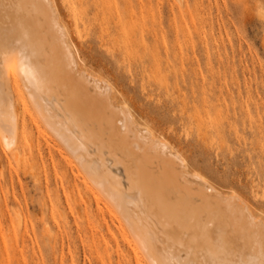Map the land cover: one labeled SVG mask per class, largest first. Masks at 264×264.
Masks as SVG:
<instances>
[{"label":"rangeland","instance_id":"374dc122","mask_svg":"<svg viewBox=\"0 0 264 264\" xmlns=\"http://www.w3.org/2000/svg\"><path fill=\"white\" fill-rule=\"evenodd\" d=\"M54 2L79 69L110 84L193 173L264 218V0ZM26 120L17 151L0 147V264H136L78 165Z\"/></svg>","mask_w":264,"mask_h":264},{"label":"bare ground","instance_id":"6f19581e","mask_svg":"<svg viewBox=\"0 0 264 264\" xmlns=\"http://www.w3.org/2000/svg\"><path fill=\"white\" fill-rule=\"evenodd\" d=\"M54 1L0 0L3 153L38 118L127 232L136 264H262L264 218L193 173L110 84L79 69Z\"/></svg>","mask_w":264,"mask_h":264},{"label":"snow or ice","instance_id":"6c2138e0","mask_svg":"<svg viewBox=\"0 0 264 264\" xmlns=\"http://www.w3.org/2000/svg\"><path fill=\"white\" fill-rule=\"evenodd\" d=\"M262 15H264V12H262ZM14 54L11 50H6L5 52V58L7 59L10 55ZM264 264V262H262Z\"/></svg>","mask_w":264,"mask_h":264}]
</instances>
